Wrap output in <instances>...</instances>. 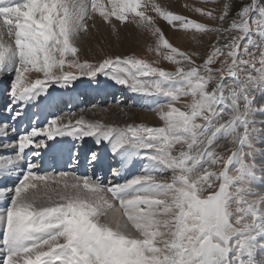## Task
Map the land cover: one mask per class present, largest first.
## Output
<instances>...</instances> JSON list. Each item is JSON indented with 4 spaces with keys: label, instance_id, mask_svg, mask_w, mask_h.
<instances>
[{
    "label": "snow or ice",
    "instance_id": "obj_1",
    "mask_svg": "<svg viewBox=\"0 0 264 264\" xmlns=\"http://www.w3.org/2000/svg\"><path fill=\"white\" fill-rule=\"evenodd\" d=\"M203 3L214 6L191 10L210 24L157 0H0V80L10 77L13 122L0 121V148L13 150L0 156V264H264V0L235 10L232 0ZM97 19L113 35L132 25L157 59L81 60L77 41L98 31ZM158 20L198 46L207 37L205 51L174 46ZM101 76L141 98L159 125L90 120L81 108L16 127L52 85ZM57 137L108 145L113 178L141 170L107 184L39 171ZM79 155L69 149L71 168ZM99 162L90 151L88 168Z\"/></svg>",
    "mask_w": 264,
    "mask_h": 264
},
{
    "label": "rangeland",
    "instance_id": "obj_2",
    "mask_svg": "<svg viewBox=\"0 0 264 264\" xmlns=\"http://www.w3.org/2000/svg\"><path fill=\"white\" fill-rule=\"evenodd\" d=\"M247 2L248 0H232L233 10L236 8L235 6ZM157 3H160L167 10H170L174 13L184 15L199 22L208 24L211 23L206 18L196 14L191 10L192 8L196 7L208 8L214 6L212 4L203 3V0H157ZM89 23L91 24V21ZM158 24L164 31L165 36L167 37L169 42L172 43L174 46L186 51H191L193 48H198V50H200L201 52L205 51L206 46L208 44L207 37L204 38V46H198L195 44V42L191 40V34L185 35L182 31L175 30L172 26H169L163 20H158ZM97 27L98 31L90 30L89 35L83 36L80 41H77L78 45L81 47V52L79 53L81 60L88 59L90 61L98 62L107 54L127 55L130 53H135L141 58H145L150 61L157 59L155 53H149L146 49V44L151 43L150 38L140 35L132 25H125L120 27L118 35H113L111 29L107 25L100 23L98 19ZM159 66L165 67L168 70H174L173 66L167 64L164 61H161ZM35 76L36 74L33 73L31 74L30 78L34 79ZM9 80L10 77L8 76H5L2 80H0V91H5L7 95L8 89L10 87ZM97 80L98 82H94L88 80L86 77H81L80 79L74 81L71 87L60 88L56 85H52L49 89H52L56 92H60L61 94H65L80 88H114L116 90H119L118 92H121V90L126 89L122 88L121 86L114 85L112 81L102 76L98 77ZM125 94H127V92H124L120 96L118 95L114 101H108L102 105H98V103H96L92 106L86 107L85 109H90V111H87L88 113L85 112L84 115L86 116L88 114H91V116L93 117L91 120L98 119L106 123H116L119 125H124L125 123L132 122L146 123L151 126L159 125V121L158 119H156L155 113H152L150 111H144V107L146 106V104L141 98L133 95L135 99H126ZM117 101L120 102V107H123L125 109L126 114L120 113V107H117ZM6 103L8 105L10 101ZM81 108L82 107H78L76 110L71 112L79 114V110ZM104 108L108 109L107 113L101 111V109ZM149 115H151L152 118ZM257 119H264V117L258 116ZM97 148L98 147H96L95 149ZM140 170L141 169L139 168L136 174H139ZM125 175L126 179L131 178V174L126 173ZM110 179L116 182V180H114L111 175L108 177V181ZM123 180L124 179H122L121 182ZM0 206L2 207L3 205ZM262 259H264V257H262Z\"/></svg>",
    "mask_w": 264,
    "mask_h": 264
},
{
    "label": "bare ground",
    "instance_id": "obj_3",
    "mask_svg": "<svg viewBox=\"0 0 264 264\" xmlns=\"http://www.w3.org/2000/svg\"><path fill=\"white\" fill-rule=\"evenodd\" d=\"M172 36H173V34H172ZM110 90H112V88L110 89ZM116 90V89H115ZM116 91H119V90H116ZM128 90L127 89H124V90H121V94H123L124 92H127ZM48 93H50V95H47V98H52V97H58V93H56L54 90H52V89H48ZM0 94H1V91H0ZM75 93H70V95H74ZM44 97H45V95H42L39 99H44ZM130 98H132V99H135L134 97H133V95H131V93H127V95H126V99H130ZM38 99V100H39ZM32 105H34V104H30V106H32ZM27 110V109H26ZM28 110H29V108H28ZM88 113V112H87ZM10 114L11 113H9L8 111H7V114H5V116L4 117H6V116H10ZM89 115V114H88ZM88 115H86L85 117H86V119H92L93 117L91 116V114L88 116ZM145 116V115H144ZM147 116V115H146ZM150 117H151V115H149ZM22 117V116H21ZM21 117H19V118H21ZM149 118V117H148ZM152 118V117H151ZM157 119V118H156ZM96 120V119H95ZM152 121V120H151ZM150 121V122H151ZM148 122V121H147ZM66 138L67 137H57V139L55 140V141H50V142H56V143H62V142H66ZM69 139V142L70 143H74V144H76V145H82L81 147H82V149L80 150L81 151V153L82 154H84V151H90V150H94V148H96V147H98L97 149H95L96 151H98V155H100L102 152H101V148L103 147L104 149H106V148H108L109 146L108 145H101V146H97V145H95V143H94V141L92 140V138H85L82 142H76V141H74L71 137H68ZM13 139H15V137L14 136H12L11 134L9 135V137H8V140H13ZM3 141H0V143H2ZM4 142H7V141H4ZM12 149H3V148H0V155L1 156H3V155H8V154H11L12 153ZM43 150H41V152H42ZM83 151V152H82ZM106 155H109V154H106ZM105 158V159H104ZM100 160L102 161V163L101 162H99V164L101 165V168H103L104 167V165H105V160H106V156H103V153L101 154V156H100ZM103 162H104V164H103ZM114 162V160L111 158V157H109L108 158V165H110V164H112ZM98 164V165H99ZM98 165L96 166V168L98 169ZM112 167H114L113 165H110V169L112 168ZM137 168H139V167H133L132 165H129L128 166V169H125L124 170V175L127 173V174H131V176L132 175H136V173H137ZM97 172L100 174V176H102L103 177V171L102 170H100L99 171V169L97 170ZM124 175H122L123 177H124ZM104 179V178H103ZM117 179H119V181L121 182V180L122 179H124V178H122V177H120V178H114V180H117ZM15 180V177H12L11 179H4L3 180V184H7V185H11V183H12V181H14ZM107 181V179L105 180V182ZM1 207V206H0Z\"/></svg>",
    "mask_w": 264,
    "mask_h": 264
},
{
    "label": "trees",
    "instance_id": "obj_4",
    "mask_svg": "<svg viewBox=\"0 0 264 264\" xmlns=\"http://www.w3.org/2000/svg\"><path fill=\"white\" fill-rule=\"evenodd\" d=\"M239 6H240V5H237V6H235V7L237 8V7H239ZM234 10H235V9H234Z\"/></svg>",
    "mask_w": 264,
    "mask_h": 264
}]
</instances>
